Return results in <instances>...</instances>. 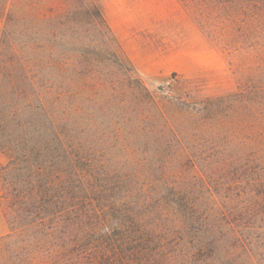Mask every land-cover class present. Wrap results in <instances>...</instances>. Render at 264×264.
<instances>
[{
	"label": "trees",
	"instance_id": "obj_1",
	"mask_svg": "<svg viewBox=\"0 0 264 264\" xmlns=\"http://www.w3.org/2000/svg\"><path fill=\"white\" fill-rule=\"evenodd\" d=\"M196 1L264 32V0ZM65 15L73 38L101 26L130 64L98 7L72 0ZM18 22L0 27V264H174L170 250L179 264H264V72L214 99L186 79L157 94L132 64L118 85L85 65L86 42L41 55Z\"/></svg>",
	"mask_w": 264,
	"mask_h": 264
},
{
	"label": "rangeland",
	"instance_id": "obj_2",
	"mask_svg": "<svg viewBox=\"0 0 264 264\" xmlns=\"http://www.w3.org/2000/svg\"><path fill=\"white\" fill-rule=\"evenodd\" d=\"M84 1L100 9L130 64L153 93L176 89L185 79L191 81L189 92L198 100L228 95L241 86L260 85L264 72V32L259 21L252 27L249 19L241 15L234 26L227 20H219L216 12L201 7L196 0ZM71 7L72 0H0V27H4L11 14L13 20L20 21L15 28L34 37L30 46H35L36 36L41 55L63 50L74 54L86 42L85 65L100 71L111 69L114 73L109 79L116 85L118 79L125 81L121 73L117 76V71L125 67L131 70V65L116 54L120 51L117 43L102 37L101 26L90 24L83 38H73V19L65 15ZM223 37L227 45H218L217 40ZM71 64L81 65L75 58ZM93 78L87 79L97 85ZM6 162L7 158L0 154V163ZM195 187L200 189L199 185ZM4 209H8L6 203L1 202L0 237L10 233L11 228ZM260 246L264 257V243ZM168 255L174 264L182 261L172 250Z\"/></svg>",
	"mask_w": 264,
	"mask_h": 264
}]
</instances>
